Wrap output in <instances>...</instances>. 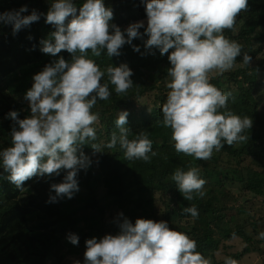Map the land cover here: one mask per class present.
<instances>
[{
    "label": "clouds",
    "instance_id": "clouds-1",
    "mask_svg": "<svg viewBox=\"0 0 264 264\" xmlns=\"http://www.w3.org/2000/svg\"><path fill=\"white\" fill-rule=\"evenodd\" d=\"M142 3L147 26L136 21L123 31L110 23L113 13L105 0H81L79 4L77 0H52L45 14L32 9L22 15L28 12L27 5L0 12V24L10 25L13 34L38 21L41 15L54 28L39 46L40 51L56 59L33 75V83L24 93L30 115L21 119L17 110L6 114L14 124L10 146L0 149V169L18 189L33 176H58L63 172L62 181L50 185L55 195L49 196V202L70 199L79 190L78 172L92 163L82 146L96 140L94 125L99 114L92 111L93 106L109 98V84L117 94L126 93L134 85L132 69L126 63L101 69L87 53L90 50L95 57L102 52L118 56L125 44L139 52L140 46L132 44L133 38L142 39L149 52L154 47L161 55L168 54L169 91L161 107L162 124L171 128L177 152L208 160L223 143L232 145L248 139L244 133L251 128L252 119L228 109L231 93L212 84L209 75L213 70L218 75L230 70L241 55V44L227 38L223 30L233 27L237 14L246 10L247 0ZM142 27L147 39L139 31ZM62 50L71 54L69 60L57 55ZM250 60L249 54L243 53V64L249 65ZM117 113L114 124L118 131L112 132L103 146L113 148L118 144L129 160L148 161L155 156L153 141L146 132L129 139L128 110ZM90 147L102 152L98 143H90ZM171 179L185 200L205 195L206 181L199 167L177 168ZM182 212L198 216L194 204L183 207ZM118 216L121 219L116 234L85 240L83 264H212L197 251L194 239L170 228L166 221L136 218L133 223L122 212ZM258 237L264 239V231ZM66 239L73 245L79 241L75 233H68ZM223 264L238 262L225 256Z\"/></svg>",
    "mask_w": 264,
    "mask_h": 264
},
{
    "label": "trees",
    "instance_id": "trees-1",
    "mask_svg": "<svg viewBox=\"0 0 264 264\" xmlns=\"http://www.w3.org/2000/svg\"><path fill=\"white\" fill-rule=\"evenodd\" d=\"M51 2L0 0V12L27 5L28 12L22 15H27L32 9L45 14ZM80 2L77 0L78 4ZM105 4L113 13L110 23L119 26L122 31L128 24L147 18L142 0H105ZM52 31L54 28L45 23L44 15L15 34L10 25L0 24V149L11 144L14 121L6 114L10 110H17L19 118L29 116L30 108L25 103L27 100L24 99V93L31 87L33 75L56 59L40 51L39 46L40 40L47 38ZM139 31L143 39H147L144 28ZM223 32L227 38L242 46L241 55L234 62V65L239 66L230 73L210 77V82L222 91L231 93L227 101L228 109L252 119L251 128L244 133L248 139L232 145L222 142L223 147L219 151L214 149L216 155L208 160L177 152L171 128L162 124L161 107L167 94L158 107L155 105L147 110L142 105L141 109L134 111L137 99L148 90L159 89L156 83L165 80L169 68L168 54L161 55L154 47L149 52L140 38L132 40V44L140 46L139 52L133 51L128 44L122 46L118 56H107L102 52L101 56L95 57L89 50L88 57L95 60L101 69L109 64L117 66L126 63L132 69L134 85L126 93L117 94L114 86L109 84V98L98 100L93 106L92 111L99 114L97 126H94L96 140L82 146V151L90 157L92 163L87 170L78 172L79 190L72 198H57L56 202H49V196L55 195L50 185L61 182L63 172L58 176H33L18 189L8 181L7 173L0 169V264H71L67 258L69 255L81 256L86 248V239H99L105 234L114 235L119 231L118 223L108 221L105 216L107 213L114 216L122 212L134 223L139 217L133 211L140 209L143 204L153 206L156 197L161 198L166 207L161 216L169 222L170 228L194 239L197 251L205 257L211 256L219 244L233 233H239L245 239L246 252L250 249L249 244H253L257 251L262 250L259 241H253L244 232L245 222L242 221L250 214L244 201L238 208L240 217L235 220V217L224 214L230 209L228 205L219 202L217 197L219 194L230 195L225 190L224 181L238 182L241 189L246 190L244 192L264 196V175L250 167L264 166V0H247L246 10H241L233 27ZM243 53L251 57L249 65L243 64ZM57 55L66 60L71 58L66 50ZM148 80L151 83L144 85ZM123 108H128L129 113L126 125L130 131L129 139L139 132H146L153 141L152 148L156 155L148 161L126 159L124 150L118 144L113 148L103 146L110 139L111 133L118 131L114 121L117 111ZM90 143L100 144L102 152L94 151ZM247 160L250 162L245 165ZM189 167L201 168L200 175L206 181L203 186L204 196L208 197H201L199 208L211 217L207 225L215 220L213 224L218 229L211 224L207 231L198 232L191 220L186 221V226L179 224L185 213L182 212L180 193L171 177L177 168L187 170ZM100 187L103 188L102 195L97 191ZM134 193L138 194V201L132 197ZM131 203H135V209L129 208ZM71 220L74 225L67 226V221ZM256 225L257 222L253 220L251 226L255 228ZM68 233L78 235V244L73 245L66 239ZM215 233L218 235L215 236ZM258 233L260 231L256 230ZM259 240L264 242V239ZM240 254L238 252L237 256Z\"/></svg>",
    "mask_w": 264,
    "mask_h": 264
},
{
    "label": "rangeland",
    "instance_id": "rangeland-1",
    "mask_svg": "<svg viewBox=\"0 0 264 264\" xmlns=\"http://www.w3.org/2000/svg\"><path fill=\"white\" fill-rule=\"evenodd\" d=\"M144 22V25L147 24V18L144 20H141ZM170 67L171 64L168 62L167 63V67ZM239 65L235 64L233 65V67L230 70L225 71L222 74H217L215 70H213L212 72L209 73L210 77H214V76H220L223 74H227L230 73L234 70L237 69ZM144 72L148 73V71L145 69ZM146 77V76H145ZM169 81V77L168 75H166L165 80H163L162 82H157L156 85L160 86L159 89L154 88L153 90H148L145 92V94L141 97H139L134 105V111L139 110L142 108V105L145 106V108L147 110H150L152 107H158L161 104V100L163 99V96L165 94H167V92L169 91V89L167 88V83ZM149 83H151L150 80H148L147 82L144 83V85H148ZM164 86H166V88H163ZM230 87L233 88V86L230 84ZM26 105H29L28 102H25ZM123 109H127L128 108H123ZM122 109V110H123ZM30 115V114H29ZM95 127L97 126V124L95 123L94 125ZM217 152L212 153V155H216ZM250 161L247 160V162L245 161V165L248 164ZM250 167L253 168V170L258 171V172H262L264 175V166H255V165H250ZM199 169H201L199 167ZM220 170L224 171L223 168H219ZM224 184L226 185L225 190L228 191L230 193L229 196H224L222 194H219V196L217 197L219 202L228 205V209H230V211H226L224 214H226V216L228 217H235L233 219L238 220L237 218L240 217V215L238 214V208L241 205V202L244 201V203L246 204L248 210V218L247 216H245V219L242 222H245V229L244 232L246 233V235H249L250 237H252L253 241H259V246L262 247L261 251H257L255 247H253V244H249L250 249L246 252L245 251V246H247V243L245 241V239L239 234L236 233L235 235H232L229 238H225L224 242L219 244L218 249L211 255V256H206V258H209L212 262V264H223V258L225 256H231L232 258L236 259L238 264H264V242L260 241L258 234H256V230L257 231H264V196H260V195H255L252 193H247L244 192L246 190L241 189L240 184H238V182H228V181H224ZM98 194L102 195L103 194V188L100 187L98 188ZM180 193V192H179ZM181 199H182V204L181 206L185 207L188 205H196L197 209H198V216L196 217H192L191 214H184V217L179 220V224L181 226H186L188 224V222H186L187 220H191V222H193V226H195L199 231L203 230L207 231L208 227H212L215 229L216 226L213 224L215 223V220L213 222H211L210 225H207L208 223H210L211 217L209 218L202 210V208H199V205L201 204L202 198H206L208 196H203L202 198L199 196H195L194 199L192 201H188V200H184L182 194H178ZM160 196V195H159ZM132 197L135 198L136 201H138L139 197L138 194L134 193L132 195ZM156 202L153 206H143L141 203V207L140 209H135L133 208V206L135 205V203H131V205L129 206V208L131 209H135L133 212H137L138 213V217L139 218H148V219H152L153 221H160V220H164L168 223L169 227L170 224L167 220L163 219L161 214L163 212V210L166 208L164 203L162 202V199L156 197ZM75 203H77V205H79V202L75 201ZM215 203V201H214ZM175 205V204H173ZM235 205V206H234ZM178 206V205H177ZM245 206V207H246ZM182 207V209H183ZM90 212V211H89ZM237 212V214L235 213ZM124 214V213H123ZM154 215V216H153ZM106 217H108V221L113 220L115 222V224L118 223V221L121 219V217L118 216V213H115L114 216H110L108 213L105 215ZM118 217V218H117ZM255 220L257 222L256 227L254 228L253 226H251L252 221ZM174 222H176L174 220ZM239 222V221H238ZM67 226L69 225H74V221H67ZM192 225V223H191ZM178 225L176 224V227ZM233 226V225H232ZM218 234L215 233V236H217ZM257 239V240H256ZM256 245V244H255ZM84 251L85 249H83V253L81 256H76V255H69V257L67 258V260L69 261V263L73 264V261L79 260L81 262V264H83L84 261ZM240 252V256H237V253ZM235 256V257H234Z\"/></svg>",
    "mask_w": 264,
    "mask_h": 264
}]
</instances>
